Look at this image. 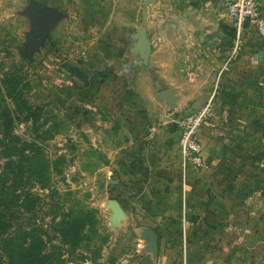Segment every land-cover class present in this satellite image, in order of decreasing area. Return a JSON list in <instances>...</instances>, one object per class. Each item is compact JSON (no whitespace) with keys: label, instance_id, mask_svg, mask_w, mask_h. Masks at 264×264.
Instances as JSON below:
<instances>
[{"label":"rangeland","instance_id":"1","mask_svg":"<svg viewBox=\"0 0 264 264\" xmlns=\"http://www.w3.org/2000/svg\"><path fill=\"white\" fill-rule=\"evenodd\" d=\"M98 2L0 0V124L8 109L13 126L11 148L0 130V174L13 170L16 197L15 248L4 264H34L28 254L39 249L43 264H154L141 236L150 224L137 216L147 203L135 205L128 170L139 144L163 153L162 125L149 119L135 81L140 63L120 58L132 56L135 39L112 33ZM39 3L60 11L43 30L32 7ZM224 24L234 56L235 29ZM167 126L177 139V124ZM113 199L125 210L120 221ZM70 214L86 222L77 243L62 242Z\"/></svg>","mask_w":264,"mask_h":264},{"label":"crops","instance_id":"2","mask_svg":"<svg viewBox=\"0 0 264 264\" xmlns=\"http://www.w3.org/2000/svg\"><path fill=\"white\" fill-rule=\"evenodd\" d=\"M144 1L97 6L112 33L132 37L143 26ZM227 19L220 0H155L148 5V61L120 57L140 63L135 81L149 119L162 125L163 153L139 144L128 170L135 205L147 203L137 216L158 235L154 264H264V38L246 24L239 52L227 55ZM168 88L172 102L159 97ZM210 99L213 111L199 133L208 168L183 179L176 133L165 128Z\"/></svg>","mask_w":264,"mask_h":264},{"label":"built area","instance_id":"3","mask_svg":"<svg viewBox=\"0 0 264 264\" xmlns=\"http://www.w3.org/2000/svg\"><path fill=\"white\" fill-rule=\"evenodd\" d=\"M233 22L236 41L234 52H238L243 41L246 24H252L264 38V15L260 0H220ZM213 111L212 99L197 111L187 113L177 121V145L183 178L191 169L204 171L208 164L204 160V148L199 133ZM156 127H153L155 130Z\"/></svg>","mask_w":264,"mask_h":264},{"label":"trees","instance_id":"4","mask_svg":"<svg viewBox=\"0 0 264 264\" xmlns=\"http://www.w3.org/2000/svg\"><path fill=\"white\" fill-rule=\"evenodd\" d=\"M47 6L48 3L44 2ZM3 122L0 124L1 135L7 141L4 143L5 148H11L13 137H12V114L11 111L5 109L1 113ZM13 170H5L0 174V264H4L9 259L12 260L11 252L15 248V237L11 231H8L10 225V219L14 213L13 208L15 204V188L14 184H8V181L12 179ZM8 180V181H7ZM7 181V182H6ZM63 222L66 223L62 227V242H72L77 243L81 239L82 229L85 227L86 222L82 220L79 215L73 216L69 215L68 219ZM37 232V229H34ZM38 238H35V241ZM39 242L36 243L38 247L41 245L42 239H38ZM26 254V250H25ZM28 256L34 262V264H43L46 255L42 254V249L38 252L29 253ZM11 263V261H9Z\"/></svg>","mask_w":264,"mask_h":264},{"label":"water","instance_id":"5","mask_svg":"<svg viewBox=\"0 0 264 264\" xmlns=\"http://www.w3.org/2000/svg\"><path fill=\"white\" fill-rule=\"evenodd\" d=\"M154 1L155 0H145L144 1L143 26L140 27L137 30V32L133 35V38L135 39V43L133 47L131 48V51L133 53H139L143 60L142 61L143 63H146L148 61L150 57V53L152 51V44H151V40L148 35V31L146 29V25H147V18H148V5ZM32 7L34 9V14L37 17L41 18V22H40L41 30L47 27L55 16L60 14V11L56 9L47 8L42 3H39L37 5H32ZM189 12L190 11H186L182 13L181 15H179V17L186 16L189 14ZM169 20L174 21L176 19H169ZM172 91L173 89H170V88L163 90L159 94V97L166 99L169 102H172L173 101L172 95H171ZM173 126L174 128H176V124H174ZM109 206L112 208L114 212V215H113L114 221H120V219L125 216V210L122 204L120 203V201L113 199L109 202ZM141 236L147 243L149 252L152 254L154 258H157L158 251H159L157 232L151 227H144Z\"/></svg>","mask_w":264,"mask_h":264}]
</instances>
